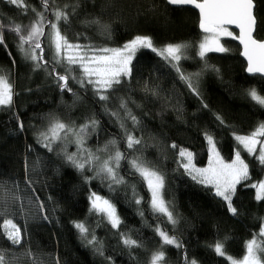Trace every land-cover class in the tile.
<instances>
[{"label": "trees", "instance_id": "trees-1", "mask_svg": "<svg viewBox=\"0 0 264 264\" xmlns=\"http://www.w3.org/2000/svg\"><path fill=\"white\" fill-rule=\"evenodd\" d=\"M23 3L26 14L24 8L0 0V25L4 26L0 75L14 88L11 105L0 106V210H6L0 226L8 219L21 229V242L13 244L0 227L4 264H150L152 253L158 250L164 252L165 264H191L193 260L196 264H231L226 256L240 259L246 242L264 226V201H257L250 187L263 178L264 165L255 154L244 153L249 179L236 185L232 205L237 214L233 215L211 186L188 175L179 156L186 149L196 166L206 165L208 134L221 157L230 160L234 134H250L264 123V107L247 94L255 89L264 96V77L246 74L235 38L222 39L227 51H211L201 58L197 45L205 33L199 29L197 12L173 7L166 0H49L48 11L42 0ZM254 3L255 37L264 39V0ZM33 9L44 12L45 24L56 22V10L65 11L68 20H61L59 28L70 43L117 48L142 35L151 37L156 48L168 44L187 47L177 62L179 71L152 50L138 49L131 76L122 77L120 84L105 93L108 99L100 100L90 85L78 83L81 72L75 66H71V75L76 79L68 81L71 91L60 88L49 74L55 60L46 37H41V43L48 67L31 73L18 36L8 29L32 23L36 19ZM24 47L29 49L28 44ZM55 68L65 74L64 63ZM181 74L190 78L195 92ZM122 101L127 112L121 108ZM92 120L96 125L83 136V148L96 156L108 144L112 154L117 150L125 154L121 168L114 167L122 183H112L103 173L97 175V159L86 163L83 170L67 161L66 155L73 153L81 162L87 156L78 150L73 133L61 131L57 140L49 135L55 121L78 131ZM41 133L49 139L44 140ZM127 134L141 143L128 148ZM45 143L51 144V151ZM137 158L163 176V198L174 224L151 211L144 181L130 163ZM93 193L115 205L119 227H112L103 214L90 211ZM74 222L85 225L86 238ZM157 228L174 236L181 247L164 245L161 249ZM125 238L139 246L125 245ZM216 242H224L223 257L214 251Z\"/></svg>", "mask_w": 264, "mask_h": 264}, {"label": "snow or ice", "instance_id": "snow-or-ice-1", "mask_svg": "<svg viewBox=\"0 0 264 264\" xmlns=\"http://www.w3.org/2000/svg\"><path fill=\"white\" fill-rule=\"evenodd\" d=\"M9 2L17 7L24 8L25 14L27 13V7L24 5L23 0H9ZM168 3L172 5H194L199 9V26L205 33L210 34L199 44L198 55L201 58L208 51H227V49L220 45L219 38L224 35H232L226 25H236L239 28L240 34L235 38L243 45V56L247 58L248 73L264 74V39H256L254 36L256 27V18L253 11L255 7L254 0H200V2H197V0H168ZM42 6L45 11H48L49 0H42ZM33 12H35V9H33ZM35 15L36 19L32 23L23 26L15 25L8 29L18 36L19 49L24 53L25 58L33 62L34 69H47L48 61L44 60V48L41 43V37H46L49 47L54 51L55 64L66 62L65 74L61 75L56 72L55 64L53 65L52 72L49 73L50 75H54L60 88L71 91L68 88V81L69 79H76L75 76L71 75V66L76 65L81 70L78 83H80L81 87H84L85 84L92 86L93 91L99 96L100 100L108 99L105 93L107 90L112 89L114 85L120 84L122 77L131 76L132 59L138 49H151L164 60L172 63L173 61L178 62L182 59L181 53L187 47V45L181 44H168L161 49H157L153 46L151 37L142 35H137L122 47L114 49L94 48L91 45L70 43L67 37L61 34L59 28L61 20L65 22L68 20V15L65 11L56 10L54 13L56 22L48 20L47 24H45L46 17L44 12H35ZM95 23H98V21H95ZM45 27L48 28L47 33L45 32ZM3 30L4 26L0 25V44L4 43ZM25 44L29 45L28 50L25 49ZM173 66L177 67L179 71L176 64H173ZM213 70L218 71V69ZM181 78L188 82V86L192 88L193 92L196 91L192 87L189 77L181 74ZM247 94L258 105L264 107V96L259 95L255 89L249 90ZM13 95L12 85L9 83L7 77L0 75V106L11 105ZM121 108L127 112L126 102H121ZM111 115L116 116L117 113L112 112ZM127 115L129 119L137 123L135 116H132L130 113H127ZM217 118L219 119V117ZM95 125L96 121L92 120L87 124L81 125L78 131H74L73 128L59 121L53 122L50 126L53 140L61 138V131H64L66 134L73 133L76 136L75 142L78 145V150L82 153L87 152V156L83 157L84 162L77 159L76 153L66 155L67 161L80 170L85 168L86 163L91 164L93 160L98 159L90 150L83 148V136L87 133L89 127L94 128ZM121 126L123 127V125ZM41 135L44 140L47 141L49 139L44 133H41ZM206 139L210 145L211 152L208 167L196 168L192 163L193 154L186 149H181L179 152L181 157H187V163H183L182 166L193 180H198L200 184L214 187L215 195L226 201L228 210L235 215L237 214V209L232 205V195L235 193L237 184L249 179L248 164L242 159L240 151H236L235 158L230 163L225 162L216 151L213 137L206 134ZM235 139L243 145L249 154H255L258 162L264 165V123L258 125L252 133L245 136L237 135ZM110 143L115 145L116 141H111ZM140 143V140L131 134H127L128 148H134ZM257 145L260 146L258 154ZM44 146L50 151L52 150L50 143H45ZM172 147L175 148L176 145L173 144ZM121 159H126V155L117 150L114 156H110L109 159L103 162L97 175L103 173L112 183H122V178L118 177L115 171V168L119 167ZM130 163L140 173L141 177L147 181L151 192L150 207L152 210L165 215L174 224L176 221L163 198V176L145 167L144 162L140 161L139 158L132 160ZM113 165H115V168ZM250 187L256 189L255 199L257 201H264V180H260L250 185ZM90 200L92 205L90 211L94 210L106 214L112 227H119V217L116 215L115 207L110 201L95 195V193L92 194ZM137 203H140V201L137 200ZM40 206L41 208L43 207L42 204ZM4 211L6 210H0V216H3ZM74 226L79 230L82 237H87L88 229L83 223L74 222ZM0 227L3 229V234L13 244L21 242V229L12 220L5 219L3 225ZM156 232L162 239L161 249L164 245L181 247L174 236L170 237L167 232L159 228L156 229ZM94 240L95 237L93 236V239L89 240L88 243L92 244ZM123 243L129 247L139 246L137 245V241L130 238H125ZM223 245L224 242H216L214 247V251L222 257L225 255ZM245 248L246 254L242 260L228 257L231 264H264V261L260 258V255L264 254V227L261 228L260 233L253 234V238L246 242ZM164 257L165 254L162 250L153 252L150 264H163ZM0 264H4V253L2 250H0ZM191 264H196V261H191Z\"/></svg>", "mask_w": 264, "mask_h": 264}, {"label": "rangeland", "instance_id": "rangeland-1", "mask_svg": "<svg viewBox=\"0 0 264 264\" xmlns=\"http://www.w3.org/2000/svg\"><path fill=\"white\" fill-rule=\"evenodd\" d=\"M227 29H228V31H230L231 33H232V35L231 36H227V35H224V36H221L220 38H219V43H220V45H222V39L223 38H226V37H234L235 38V32L232 30V29H230V28H228L227 27ZM210 34L209 33H207V34H205L203 37H202V39H201V41H199V43H198V45H197V51L199 52V44L200 43H202L203 41H204V38L206 37V36H209ZM132 40V39H131ZM130 41V40H129ZM128 42V41H127ZM126 42V43H127ZM125 44V43H124ZM123 44V45H124ZM122 45V46H123ZM122 46H120V47H122ZM154 46V45H153ZM120 47H117V48H120ZM165 47V46H164ZM106 48H108V49H114V47H106ZM156 48V47H155ZM163 48V47H162ZM26 49V48H25ZM157 49H161V48H157ZM226 49V48H225ZM26 50H28V49H26ZM151 50V49H150ZM51 52H53V54H52V56L54 57V51L51 49ZM208 52H211V51H208ZM208 52H206V53H208ZM22 54H24V53H22ZM157 54V53H156ZM168 62V61H167ZM66 63V62H65ZM64 63V64H65ZM169 63V62H168ZM30 68H31V73H32V71H36V69H34V65H33V62L32 61H30ZM63 64V63H62ZM171 66H173V64H176L177 65V61H173L172 63H169ZM59 65H61V64H59ZM73 66H75V67H77L78 69H79V67L78 66H76V65H73ZM80 70V69H79ZM80 72H81V70H80ZM9 83H10V81H9ZM11 84V83H10ZM12 85V84H11ZM92 87V86H91ZM12 88H13V85H12ZM13 93H14V88H13ZM87 133H88V131H87ZM51 134V132L49 133V135ZM237 135H239V136H245V135H241V134H234V139H235V137L237 136ZM248 135V134H247ZM215 143V142H214ZM215 147H216V145H215ZM259 145H257V154H258V150H259ZM216 151L218 152V150H217V148H216ZM236 151H240V153H241V157H242V159L245 161V159H244V153H248L245 149H244V147H243V145H241L236 139H235V148H234V153H233V157L230 159V160H225V159H223L222 157H221V155H220V157L225 161V162H231L234 158H235V153H236ZM121 152V151H120ZM208 152H209V155H208V161H207V163H206V165H204V166H196L194 163H193V161H192V163L195 165V167L196 168H206V167H208V165H209V159H210V156H211V152H210V145H209V143H208ZM122 153V152H121ZM219 153V152H218ZM249 154V153H248ZM115 155V152L112 154V152H111V148L109 147V145L107 144L104 148H103V150L102 151H100V152H97L96 153V157H98V163H99V165L101 166L102 164H103V162L105 161V160H107V159H109V157L110 156H114ZM180 156V155H179ZM180 159H181V165H183V163H187V157L185 156V157H181L180 156ZM246 162V161H245ZM247 163V162H246ZM121 165H122V159L120 160V163H119V168H121ZM113 167H115V165H113ZM183 167V166H182ZM134 170L136 171V169L134 168ZM116 173H117V171H116ZM119 173V172H118ZM117 173V174H118ZM139 173V172H138ZM188 173V172H187ZM140 174V173H139ZM193 174H195V173H193ZM189 175V174H188ZM141 176V175H140ZM190 176V175H189ZM143 179V178H142ZM261 180H264V176H263V178L261 179ZM143 181H144V185H145V188H146V190H147V192H148V194H149V206H150V200H151V192H150V189H149V187H148V185H147V181L145 180V179H143ZM197 182H198V180H196ZM208 186H210V185H208ZM212 187V186H211ZM213 188V190L215 191V189H214V187H212ZM254 192H255V195H256V189L254 188ZM95 195H97V194H95ZM92 196V194L90 195V197ZM97 196H99V195H97ZM90 197H89V202H90V206L92 207V205H91V200H90ZM101 197V196H100ZM103 198V197H102ZM103 199H105V198H103ZM112 205H114L113 203H111ZM114 207H115V205H114ZM150 209H151V211H153L152 210V208L150 207ZM115 210H116V207H115ZM97 212V211H96ZM154 212V211H153ZM97 213H101V212H97ZM155 213H157V212H155ZM101 214H103L104 215V217L108 220V218H107V216H106V214H104V213H101ZM116 215L118 216V214H117V211H116ZM109 221V220H108ZM262 227H264V226H262ZM260 231H261V229L259 230V232L258 233H260ZM169 235V234H168ZM170 236V235H169ZM171 237V236H170ZM246 254V251H245V253H244V255ZM243 255V256H244ZM243 256L240 258V259H236V260H242V258H243ZM226 258L228 259V257L226 256ZM260 258H261V255H260ZM229 260V259H228ZM229 262L231 263V261L229 260ZM163 264H165L164 262H163Z\"/></svg>", "mask_w": 264, "mask_h": 264}, {"label": "water", "instance_id": "water-1", "mask_svg": "<svg viewBox=\"0 0 264 264\" xmlns=\"http://www.w3.org/2000/svg\"><path fill=\"white\" fill-rule=\"evenodd\" d=\"M166 1H167V3H168V0H166ZM197 2H200V0H197ZM168 4L171 5V6H173V7H189V8H191V9L195 10V11L197 12V14H198V25H200V12H199V9H197L194 5H172V4H170V3H168ZM254 4H255V3H254ZM254 9H255V7H254ZM253 11H254V10H253ZM226 27L232 29V30L236 33V36H235V37L239 36V34H240V32H239V28H238L236 25H226ZM199 29H200L203 33H205V32L200 28V26H199ZM255 32H256V27H255V31H254V36H255ZM205 34H207V33H205ZM255 38H256V37H255ZM256 39H257V38H256ZM235 41L237 42V44H238L239 47H240V56H241V58L244 60V62H245V64H246V67H245V72H246V74H247V75H250V76L258 75V76L264 77V74H260V73L251 74V73H248V71H247V68H248V62H247V58L243 56V50H244V49H243V45H242L241 42H240L238 39H236V38H235Z\"/></svg>", "mask_w": 264, "mask_h": 264}, {"label": "flooded vegetation", "instance_id": "flooded-vegetation-1", "mask_svg": "<svg viewBox=\"0 0 264 264\" xmlns=\"http://www.w3.org/2000/svg\"><path fill=\"white\" fill-rule=\"evenodd\" d=\"M235 36H236V34H235ZM264 38V37H263Z\"/></svg>", "mask_w": 264, "mask_h": 264}]
</instances>
